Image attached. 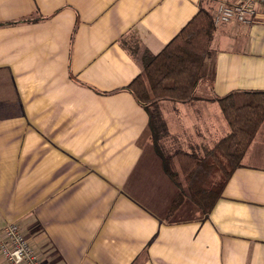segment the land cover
<instances>
[{
  "label": "crops",
  "instance_id": "1",
  "mask_svg": "<svg viewBox=\"0 0 264 264\" xmlns=\"http://www.w3.org/2000/svg\"><path fill=\"white\" fill-rule=\"evenodd\" d=\"M240 1L0 0V241L16 222L46 264H264V123L208 216L187 199L169 217L155 145L229 133L211 99L264 91V21L215 26L199 99L159 110V130L125 90L140 54Z\"/></svg>",
  "mask_w": 264,
  "mask_h": 264
},
{
  "label": "trees",
  "instance_id": "2",
  "mask_svg": "<svg viewBox=\"0 0 264 264\" xmlns=\"http://www.w3.org/2000/svg\"><path fill=\"white\" fill-rule=\"evenodd\" d=\"M215 31L214 16L201 9L159 54L144 52L138 56L141 74L125 90L147 111L153 129L159 130L162 126L156 109L161 101L191 103L199 99L197 90L206 83L202 72L211 53ZM211 100L219 104L229 127V133L213 148L203 153L178 150L164 155L158 146V134H155L164 172L178 189L169 208V217L174 216L187 199L208 216L234 172L241 167L264 123V91H234ZM210 161L219 166V177L212 190L202 185V174Z\"/></svg>",
  "mask_w": 264,
  "mask_h": 264
},
{
  "label": "built area",
  "instance_id": "3",
  "mask_svg": "<svg viewBox=\"0 0 264 264\" xmlns=\"http://www.w3.org/2000/svg\"><path fill=\"white\" fill-rule=\"evenodd\" d=\"M264 21V0H241L236 4H221L214 14L215 26L235 22L253 24ZM0 252L6 264H46L42 254L31 244L16 222L2 231Z\"/></svg>",
  "mask_w": 264,
  "mask_h": 264
},
{
  "label": "rangeland",
  "instance_id": "4",
  "mask_svg": "<svg viewBox=\"0 0 264 264\" xmlns=\"http://www.w3.org/2000/svg\"><path fill=\"white\" fill-rule=\"evenodd\" d=\"M197 94H198V92H197ZM176 108H181V104L175 103L172 101H161V103L158 104L156 109H158V111H159V110H163V109L172 110V109H176ZM162 153L163 154H169L167 152V150H165V149H162ZM213 164L215 165V163L210 161L209 164H207V166H206V172L202 174V176L204 175V177H203L204 180L202 181V185L205 189H209V190L213 189V187L216 184L217 179L219 177V172H218L219 166L216 167ZM211 167H213V168H211Z\"/></svg>",
  "mask_w": 264,
  "mask_h": 264
}]
</instances>
